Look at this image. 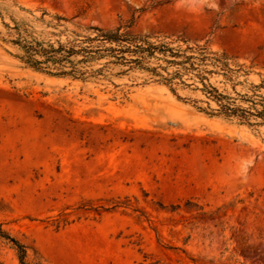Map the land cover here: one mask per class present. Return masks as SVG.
<instances>
[{
    "label": "rangeland",
    "instance_id": "rangeland-1",
    "mask_svg": "<svg viewBox=\"0 0 264 264\" xmlns=\"http://www.w3.org/2000/svg\"><path fill=\"white\" fill-rule=\"evenodd\" d=\"M132 19L153 41L228 52L210 82L264 107V0H0V227L30 264H264L262 117L211 115L200 82L175 94L129 65L36 71L11 41L16 22L66 41ZM0 264H21L1 237Z\"/></svg>",
    "mask_w": 264,
    "mask_h": 264
},
{
    "label": "trees",
    "instance_id": "trees-1",
    "mask_svg": "<svg viewBox=\"0 0 264 264\" xmlns=\"http://www.w3.org/2000/svg\"><path fill=\"white\" fill-rule=\"evenodd\" d=\"M44 10L41 19L48 14ZM57 22L48 21L47 24L59 28L62 21H69L65 16L56 14ZM81 27V25H78ZM16 37L12 39L19 52V58L26 67L36 71L45 72L53 76H70L75 79L89 80L104 75V71L110 64L129 65L131 68L148 70L160 77V81L176 93L175 84H193L200 82L197 87L211 100H214L218 108L207 112L211 115H222L227 118L237 117L241 122L250 124V116L256 115L264 119V107L257 109V102L250 99V107L246 108L236 104L235 98L221 92L217 86L210 82L207 74L215 72L208 70L207 65L213 64L223 69L231 70L229 60L232 58L226 51L217 52L209 49L207 44L187 45L185 48L170 46L168 43L153 41L152 36L141 34L133 27V19L126 23H120L115 27L105 28L100 26H88V33L82 34L73 30L75 38L63 41L61 38L47 40L37 35L28 23L16 22L13 27ZM65 27L60 32H66ZM105 59L104 62H99ZM157 60V65L149 66L152 60ZM166 62L163 65L160 61ZM96 63L100 67L93 68ZM175 67L170 70V67ZM164 72H162V71ZM187 79L193 80L186 83ZM207 212L202 211L201 214ZM0 237L8 239L17 250L21 264H30L26 260L27 246L7 230L0 227Z\"/></svg>",
    "mask_w": 264,
    "mask_h": 264
}]
</instances>
